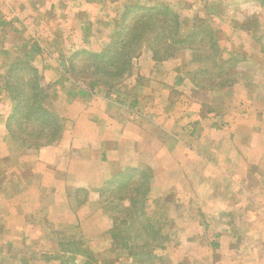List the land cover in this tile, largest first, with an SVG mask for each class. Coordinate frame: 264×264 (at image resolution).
<instances>
[{
	"label": "crops",
	"instance_id": "0c3cea01",
	"mask_svg": "<svg viewBox=\"0 0 264 264\" xmlns=\"http://www.w3.org/2000/svg\"><path fill=\"white\" fill-rule=\"evenodd\" d=\"M5 2L12 16L7 19L18 26L24 21L22 15L38 13L44 4L46 11L67 12L75 11L80 3L46 0L29 7L26 0ZM4 23L0 21V27ZM76 23L87 27L88 19ZM7 39L0 35V243L16 247L24 256L43 255L49 264L59 263L55 255L60 241L83 240L93 251H109L111 222L100 206L99 190L125 167L137 165L151 174L147 205L155 198L166 205L176 204L175 213L167 210L160 216L174 219L171 229L161 228V234L170 235L164 250L175 264H264V212L250 211L249 204L242 203L243 187L249 184L237 178L262 159L264 131L251 130V144L256 149L247 155L248 148H244L241 134L237 135L238 126L247 123V118H224L217 124L215 112L210 108L203 111L194 98L172 99L171 91L187 90L195 97L197 89L187 72V77L172 75L162 83L154 74L147 75L145 69L150 71L157 64L146 53L147 66H142L143 71L137 68L139 80L132 74L131 82L108 93L85 87L68 91L58 107L47 99L64 119L59 139L38 149L22 146L7 128L13 103L1 76L19 55L5 46ZM31 58L37 56L31 54ZM151 76L155 83H150ZM206 121L212 125L206 127ZM171 122L179 128L167 126ZM202 123L207 130L214 128L224 134L210 147L207 158L194 143L190 146L181 140L194 139L195 134L199 138ZM168 137L177 141L168 144ZM222 184L228 191L224 194L217 190ZM245 195L251 205L254 196ZM204 219L212 224H204Z\"/></svg>",
	"mask_w": 264,
	"mask_h": 264
},
{
	"label": "rangeland",
	"instance_id": "374dc122",
	"mask_svg": "<svg viewBox=\"0 0 264 264\" xmlns=\"http://www.w3.org/2000/svg\"><path fill=\"white\" fill-rule=\"evenodd\" d=\"M26 1L28 3L27 6L34 7L33 3L38 2V4H40L41 2L44 3L46 0ZM75 1L76 3L80 2L76 4V10L69 9L67 12H65V9H53L51 11L47 9L46 11L45 8H47V5L44 4L43 10H38V13L34 10L22 15L24 21L19 26L10 24V19L7 18H12V16L9 14L8 6L5 0L0 2V21L6 24V26L3 25L4 27H0V35H6L8 37L5 46L19 55H24V53L28 52L37 56L31 63L36 67L45 69L39 71L40 82L48 87L51 86V94L48 100L51 104L55 103L57 107L58 104L66 100L65 96L68 94V91H77L81 86H85V82L83 81L85 78L87 79V77L78 74L83 70L82 62L85 60V55H73L79 50L94 49L95 51H99L103 48L105 42H108L109 37H111L110 35H112V29H116L120 12L123 9L122 4L125 0H81L83 1L82 3L80 0H72V2ZM141 1L145 2L148 0ZM151 1L160 2L164 0ZM165 2L175 9L183 19L181 32H185L191 27L195 17L202 18L206 22H209L216 30L215 32L218 38V45L221 49V56H228L229 53L238 54V65H232L230 67L231 71L241 72V76L243 77V79L241 78L231 86L232 90L229 88L230 90L221 89L218 91H208L194 86L197 89L195 91V97L187 90L182 92L178 90L175 92L171 91L169 97L176 100H192L194 98L195 101L197 100L200 103L203 111L205 109L208 111L210 108V112H215L216 119L218 120L217 124L222 122L224 118H247V123H244V125L240 127L238 126L237 135L241 134L244 148H248V153L246 154L255 153L256 147L254 148V144H251V135L249 133H251L253 129L264 131V0H165ZM52 12L53 14H51ZM84 17H87L88 25L87 27L81 28L76 22L81 23ZM45 18H47V20H45ZM70 20L75 23V26ZM8 21L9 24H7ZM25 21L26 25L24 24ZM50 21L53 22L52 26L49 23ZM256 24L258 26L257 28L255 26ZM80 36L82 38H80ZM49 39L51 40L49 41ZM32 46L35 47L33 52L30 49ZM146 53L149 54L150 51L143 47L133 61V73L135 77L137 74L136 78H138V80L140 79V74L137 68L143 71V68L145 69L147 66L146 62L148 63L149 61V58L147 57L146 59L143 55ZM149 55H151V53ZM141 56L142 59H140ZM166 61L169 63H166ZM163 62L166 63L164 66L162 65ZM155 64L157 65L153 67L152 70L148 71L145 69V71L147 75L154 74L159 83H162L163 79L166 80L172 77V75H179V77L183 75V77H187L186 72L194 67V64L190 63V55L188 52L177 54L174 58ZM69 69L75 70V74L78 75H72ZM165 70H170L171 72L168 74ZM131 78L132 77L124 79L122 85L131 82ZM150 83H155V79H153L152 76L150 77ZM93 92L97 91L95 90ZM165 101L168 100L166 99ZM173 101L174 100H172V102ZM186 102L188 103L190 101ZM51 106L56 109L55 105H50V107ZM188 107L192 108L191 104H189ZM58 113L60 112L58 111ZM211 122L206 121V127L210 125ZM167 126L179 128V125H175L172 122L168 123ZM200 126L201 133L199 138H197L195 134L194 139L193 136H189L186 138L182 137L181 140L190 146H193L192 144L194 143L195 148L201 151L202 157L205 156V158H207V152H209L210 147L214 146L215 142H219L224 134L221 135L219 132H214V128H209V130H207L203 123ZM173 133L176 136L179 134L177 129L174 130ZM247 136L250 137L248 138ZM168 139V144L171 141H177L170 137H168ZM246 154L245 156H247ZM210 157L212 158V156ZM203 163L204 160L202 161V164ZM131 166L135 168L133 172L135 176H139V172H145L151 175L149 169L147 170L144 166ZM254 167L255 168L248 167L243 170L244 175H237V178H244L249 184L248 187H243L244 192L241 196L244 202L242 203L249 204L248 208L250 211L258 209L264 212V155ZM125 168L122 169L120 173L124 172L126 169H130L129 167ZM233 174H235L234 171ZM120 181H122L121 177ZM223 184L219 186L217 190L219 192L222 191L224 194V192L228 191H225L226 188L224 189ZM148 193L145 211L151 215V219L148 218L150 222L154 224L155 228L160 231V234L161 228L164 229L170 226L171 229L172 224H174V219H160L161 214L163 212L167 213V210L169 211L168 214L173 213L176 204L166 205L164 202L160 201L162 199L155 198L152 204L147 205V203H150L147 202V199L150 198ZM245 193L249 194V196H254L255 199H253L254 202L251 203V205L249 201V203H247ZM171 206L173 207L171 208ZM118 216V221L128 218V216L124 215V213L122 214V212L118 213ZM126 220L128 223L130 222L129 218ZM204 224L211 225L212 223L204 219ZM111 226L112 222L110 228ZM137 227L138 226L133 222L127 229L135 231ZM159 234L154 239L153 237H147L152 250V255L150 257L152 260L146 259L148 260L147 263L151 261L152 264H175L174 261L170 259L168 250H164L166 244L170 240V235L164 233ZM0 241L2 242V240ZM85 244L88 247V243L83 241V245ZM94 252L97 255V264L146 263L145 259L137 263H131L125 251L114 250V248H111L109 251L100 250ZM173 256L172 254L171 257ZM80 257L81 256H78V258ZM43 258V255L38 256L33 255V253H25L24 256L16 247L8 248L6 244L0 243V264H49L47 260H43ZM70 263V261L67 262V264Z\"/></svg>",
	"mask_w": 264,
	"mask_h": 264
},
{
	"label": "trees",
	"instance_id": "16d2710c",
	"mask_svg": "<svg viewBox=\"0 0 264 264\" xmlns=\"http://www.w3.org/2000/svg\"><path fill=\"white\" fill-rule=\"evenodd\" d=\"M122 7L116 29H112L111 37L101 50H79L73 55H85L83 70L78 74L87 77L83 87L89 91L108 93L124 79L133 77V61L143 47L150 51L156 63L188 52L194 67L187 74L190 82L199 89L227 90L243 79L241 72L231 71L230 67L238 65V54L221 56L216 30L209 22L195 17L191 27L181 32L183 19L165 0H125ZM30 49L33 52L35 47ZM31 54L18 55L1 77L13 103L8 130L22 146L38 149L59 139L64 119L47 104L51 92L40 82L39 71L31 63ZM69 72L76 75L75 70L69 69ZM129 168L103 183L99 190L100 206L112 222L108 230L111 248L125 251L131 263L145 259L144 264H152L146 260H152L147 237L154 239L160 231L145 211L150 175L139 172V176H135V168ZM120 212L128 216L129 223L128 218L118 221ZM133 222L138 226L135 231L127 229ZM58 245L59 251L55 255L58 264L68 261L70 264H97V255L83 245V240L60 241Z\"/></svg>",
	"mask_w": 264,
	"mask_h": 264
}]
</instances>
